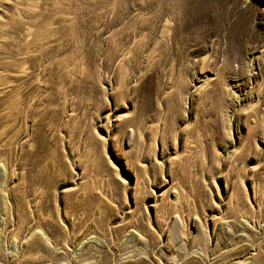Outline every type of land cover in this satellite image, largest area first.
I'll return each mask as SVG.
<instances>
[{"label": "rangeland", "instance_id": "374dc122", "mask_svg": "<svg viewBox=\"0 0 264 264\" xmlns=\"http://www.w3.org/2000/svg\"><path fill=\"white\" fill-rule=\"evenodd\" d=\"M0 264H264V0H0Z\"/></svg>", "mask_w": 264, "mask_h": 264}]
</instances>
